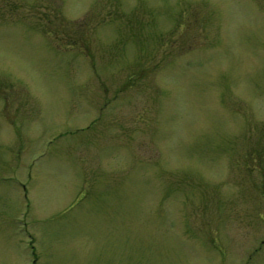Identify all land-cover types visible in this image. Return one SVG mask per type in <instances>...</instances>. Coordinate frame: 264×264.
Segmentation results:
<instances>
[{"label":"rangeland","instance_id":"1","mask_svg":"<svg viewBox=\"0 0 264 264\" xmlns=\"http://www.w3.org/2000/svg\"><path fill=\"white\" fill-rule=\"evenodd\" d=\"M0 264H264V0H0Z\"/></svg>","mask_w":264,"mask_h":264}]
</instances>
